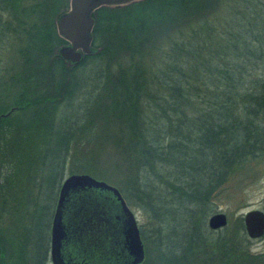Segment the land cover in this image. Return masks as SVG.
<instances>
[{"label": "trees", "instance_id": "16d2710c", "mask_svg": "<svg viewBox=\"0 0 264 264\" xmlns=\"http://www.w3.org/2000/svg\"><path fill=\"white\" fill-rule=\"evenodd\" d=\"M18 1L0 0V32L17 31L25 23L22 18L31 13L35 17L42 10V4L18 8ZM62 1L59 0L58 7L61 3L67 5L68 0ZM178 5L186 6L187 2L143 0L122 7L97 9L92 45L99 50L70 66L54 53L55 45L65 43L56 33L55 16L51 15L48 26L30 24L25 29V39L40 50L35 63L20 51L25 66L20 75L15 73L11 84L17 82L23 92L12 102L0 100V136L5 128L34 130V133L41 130V139L33 142L37 144L33 151L31 142L26 141L16 144L15 151L30 158L55 157L65 170L71 142L77 134L80 136L88 130L93 134L97 119L101 118L106 132L115 140V148L123 154L120 162L113 164L116 171L105 173L79 160L69 173H87L111 184L117 182L127 205H139L147 214L152 236L162 237L163 241L155 238L154 242L165 245L167 251L163 256L168 261L165 264H259L256 259L264 257V253L249 251L241 218L237 231L230 226L215 231L207 225L208 216L214 213L213 199L227 185L233 189L243 185L254 176L255 165L264 161V80L249 79L247 70L228 61L229 50L233 55L240 50L244 62L251 59L253 50L245 30L244 34L225 30L215 44L210 36L214 35L211 26L205 29H211L207 35L198 34L203 26L193 28L187 40L174 42L180 56L160 71L161 78L152 73L155 79H148L151 75L145 69L131 64L121 68L119 76L110 80V93L106 90L100 95L102 103L97 98L86 99L82 105L75 102L84 93L81 83L99 85L100 62L108 54L110 45L131 48L128 39L138 35L148 13L159 21L173 14ZM4 13L8 15L6 18ZM131 14H135L134 19L126 20ZM105 22V30L111 32L113 39L101 36L98 44L97 33ZM51 37L55 45L49 43ZM254 56L261 58L257 53ZM40 71L51 77L49 81L46 77L44 80L31 77ZM41 84L47 86L43 88L45 92L36 91L42 89ZM157 84L165 87L159 88ZM108 102L110 106L105 105ZM62 104L67 107L65 111H60ZM12 113L13 122L9 121ZM114 121L116 126H112ZM4 148L0 143V156L6 154ZM23 158L17 157L16 164H21ZM16 164L14 169H19ZM115 173L121 176L114 177ZM62 177L54 179L55 188L60 187ZM139 229L145 246L146 229ZM212 245L215 256L209 248ZM46 249L37 260L33 256L31 263L28 254H24L21 264H42Z\"/></svg>", "mask_w": 264, "mask_h": 264}, {"label": "rangeland", "instance_id": "374dc122", "mask_svg": "<svg viewBox=\"0 0 264 264\" xmlns=\"http://www.w3.org/2000/svg\"><path fill=\"white\" fill-rule=\"evenodd\" d=\"M185 1L187 2L186 6L178 5L173 14L167 13L168 17L165 16L159 21L155 16L148 13L147 17L142 20L143 25L138 35H133L128 39L131 48H119L117 45H110L108 54L104 55L103 61L100 62L102 76L99 78V85L91 84V82L81 83L80 87L84 93L79 94L75 102L82 105L86 102V99L94 101L97 98L99 103H102L103 98L100 95L106 90L107 93H110V80L119 76L118 73L121 68L131 64H138L141 69L147 71V75L155 73L161 78L160 71L172 64L175 61L174 57L180 56L176 52L177 44L183 39L187 40L188 35H191V29H201L199 27L202 26L203 28L198 31V34L205 35L206 32L212 29L211 33H214V35L210 34V36L213 42H218L221 38L218 35L225 30L230 33H239L245 30L248 34L250 49L253 50V52H250L251 59L244 62L241 59L240 50H236L235 55H233L232 50H229L227 53L232 57L228 58L229 64L238 66V68L242 66L243 70H247L245 74H248L249 79L256 80L258 77L264 80V0ZM61 2L63 1L61 0ZM40 4H42V10L35 17L31 13L25 19L19 18L26 23V26L23 23L17 31L0 32V100L3 102H12L20 97L18 96L19 93L23 92L20 84H17V82L11 84V79L16 77L15 73L20 75V71L25 66L22 61L24 57L20 54V51L27 53L33 62L38 57L40 49H35V46L29 45V42L25 39V29L32 23H41L48 26L51 15L56 16L58 12L68 8V3L67 5L61 3L58 7L59 0H19L16 7L33 8ZM56 9L61 11L57 12ZM7 16L6 13L3 14V18ZM134 17L135 14H131L126 20H132ZM154 21L156 22L154 23ZM106 24L107 22L102 23V27L99 28L100 32L97 33L98 44L101 36L108 35L110 39H113V35H110L111 32L107 33V30H105ZM208 26H211V29L205 31ZM225 36L222 35V37ZM51 39L49 43L55 45V39L52 37ZM174 42H177V44ZM215 44L212 46H216ZM60 45L62 44L55 45L54 53ZM257 45L259 46L257 47ZM255 47L257 48L254 49ZM206 48L209 47L206 46ZM256 53L260 55V59L255 58L254 54ZM217 61L213 60V62ZM31 77L39 80H44L46 77L47 81L51 78L41 71L40 74ZM151 78H154V75L148 77V79ZM163 78H166V76H163ZM41 85L42 89H36V91L45 92L47 86L45 84ZM157 86L162 87L159 84ZM44 87H46L45 90H43ZM105 105L110 106L109 102ZM107 108L106 110H109ZM64 109L66 110L67 107L62 104L60 111ZM103 113H106L105 109ZM27 116L28 114L23 115V117ZM13 120L14 116L9 119L11 122ZM97 121L98 124L96 123V130L93 133L95 134L94 137L88 130L83 134L81 133L80 136L77 134V137L71 142L65 170L61 167V163H57L55 157L44 156L41 159L39 155L38 157L34 156L36 158H30L26 154L21 155L19 151H15L16 144H25V141L26 143L31 142V150L33 151L34 146L37 147V144H33V142L38 143L40 141L41 130L38 133H34V130L27 132L19 129L13 131L9 128L2 130L0 143H3L6 154L0 156V252L3 249V257L0 259L1 264H21L24 261V254L25 256L28 254V257L31 258L29 263H31L33 256L36 260L42 256L46 249V243L45 258L47 261L44 260L42 264H51L49 258L50 227L59 190V188H55L54 179L56 177L63 176V180L70 174L69 170L74 168L75 163L79 160L88 163V166L92 169L105 173L110 172L111 174V172L116 171L113 164L120 162L119 158L123 154L115 148V140L109 132H106V128L102 124L103 119L98 118ZM112 126H116L115 121ZM17 157H24L21 164H16ZM14 163L19 169H14ZM254 168L255 170L252 171L254 176L251 179L245 181L237 189L227 185L226 190L212 201L214 203V213H225L228 218L226 226L233 227L236 231L238 230V219L243 220V216L247 211L259 209L264 212V161L260 165H255ZM118 176L121 175L114 174V177ZM111 185L118 188L117 182L116 185ZM55 192H57L56 195ZM128 206L133 211L139 228L146 229L148 235L145 239L147 241L144 246L145 256L140 264H165L168 262L165 261L163 256L167 251L165 245L161 242H154L155 238L162 239V237L152 236V228L147 214L139 205ZM245 235L249 239L248 249L251 254L264 253V235L259 238H249L247 233ZM213 236L218 237L216 233ZM26 240L29 242L27 246ZM209 248L212 251L211 255L215 256L213 245ZM34 249H37V251H34ZM172 252L174 253V249ZM256 261L259 264H264V257H257Z\"/></svg>", "mask_w": 264, "mask_h": 264}, {"label": "water", "instance_id": "95a60500", "mask_svg": "<svg viewBox=\"0 0 264 264\" xmlns=\"http://www.w3.org/2000/svg\"><path fill=\"white\" fill-rule=\"evenodd\" d=\"M139 1L143 0H69L68 8L54 18L57 35L66 42L56 49V55L70 66L81 62L85 55L95 54L99 49L92 45L94 12L101 7H122ZM227 221L225 213L216 212L209 216L207 225L217 230L225 227ZM243 224L249 238L263 236L264 212L247 211ZM119 232L127 254V261L122 264H140L145 256L140 229L118 188L87 173L67 175L59 187L51 220V264H95L88 257L99 244L95 240ZM81 236H90L93 241L80 242Z\"/></svg>", "mask_w": 264, "mask_h": 264}, {"label": "flooded vegetation", "instance_id": "af4514ba", "mask_svg": "<svg viewBox=\"0 0 264 264\" xmlns=\"http://www.w3.org/2000/svg\"><path fill=\"white\" fill-rule=\"evenodd\" d=\"M64 44H66V42ZM2 116H4V114H2ZM79 241L88 243V242H92L93 239L90 236H85V237L81 236ZM95 242H98L99 244L96 247H93L94 248L93 253L91 251L90 255L88 256L92 258L93 263L95 264H122L127 261V254L124 251L123 235L120 232L118 234L108 233L96 239ZM90 245H93V244H90ZM101 249L103 250V252L100 251ZM97 252L100 253L99 256H97L98 254Z\"/></svg>", "mask_w": 264, "mask_h": 264}]
</instances>
